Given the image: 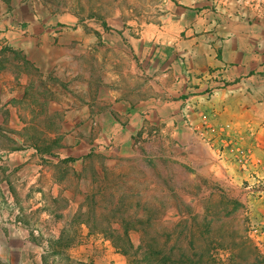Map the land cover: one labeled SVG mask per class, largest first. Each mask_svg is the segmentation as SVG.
Returning <instances> with one entry per match:
<instances>
[{"label": "rangeland", "instance_id": "rangeland-1", "mask_svg": "<svg viewBox=\"0 0 264 264\" xmlns=\"http://www.w3.org/2000/svg\"><path fill=\"white\" fill-rule=\"evenodd\" d=\"M35 1L48 31L3 63L33 80L15 103L0 90V135L21 140L0 143V264L52 250L68 259L50 264H129L108 241L124 223L138 248L145 230L171 235L189 218L208 228L194 239L207 264H264V74L240 85L221 49L191 46L203 33L176 22L183 0ZM209 128L219 136L202 137ZM246 134L254 149L224 156ZM48 206L65 218L59 234L46 232ZM63 233L74 241L61 248Z\"/></svg>", "mask_w": 264, "mask_h": 264}, {"label": "crops", "instance_id": "crops-1", "mask_svg": "<svg viewBox=\"0 0 264 264\" xmlns=\"http://www.w3.org/2000/svg\"><path fill=\"white\" fill-rule=\"evenodd\" d=\"M39 6L35 0H0V90L3 102L15 103L19 99L21 100V97L23 98L26 95V88L33 80V76L29 72L11 69L7 64L3 65V63L10 59V52L25 51L27 45L38 44L40 40L33 37L35 32L40 31L39 33L41 34L42 31H48L49 15L47 11L39 10ZM35 10L36 14H34ZM177 10L181 12L175 19L177 23L181 24L184 22V25L189 23L192 26V28L187 26L190 30L203 33L200 35V41H195L196 39L188 40V43L191 46H208L216 50L221 49V54L218 55L220 57L218 62L221 66L235 70L234 77L239 79L240 85L263 77L264 8L261 11L253 8L250 0H183L178 2ZM30 11L32 14H29ZM188 13L194 15L192 22L186 20ZM36 50L38 49L36 48ZM6 51L10 52L6 53ZM214 60L215 56L212 61ZM26 62L32 65L37 63L35 58L28 56L26 57ZM230 72L233 73L231 70ZM222 73L224 77L232 78L233 76V74L230 76L225 71ZM253 89V93L259 94L261 92L258 88ZM258 106L261 107L257 108H263L262 110H264L262 105L258 104ZM6 110L10 114L14 112L15 115L19 112L20 115V110L18 111L11 106L7 107ZM5 127L8 126L5 118L2 117L0 130L5 131ZM218 134L216 130L214 137L219 136ZM257 134H264V129L260 128L259 133H254L258 145L264 149V137ZM7 136L9 138L0 135V143L8 140L5 142L13 143L14 147L21 145V140L16 137L17 135ZM218 139L220 138H216V140ZM227 141L228 144L224 147V156L232 154L236 157L240 150L244 155H248L254 149V147H251L247 134L239 142H232L230 139ZM6 152H11L9 147L0 146V153L4 154ZM34 155H36L35 152L20 151L16 156H19L20 159H26ZM35 157L41 158L39 155ZM255 157L260 156L255 155ZM261 163L264 165V160L258 161L255 166H259ZM247 167L244 166V169L247 170ZM19 203L20 199L17 201L18 206ZM52 208L48 206L47 211L49 214L47 215L48 212L46 211L39 217L45 218L44 214L49 217L46 225L47 233H49V230H53L59 234V227H61V222L65 218L62 212H54ZM61 235L54 238L58 239ZM2 239H5V237Z\"/></svg>", "mask_w": 264, "mask_h": 264}, {"label": "trees", "instance_id": "trees-1", "mask_svg": "<svg viewBox=\"0 0 264 264\" xmlns=\"http://www.w3.org/2000/svg\"><path fill=\"white\" fill-rule=\"evenodd\" d=\"M128 226V224L124 223L126 232L123 236L112 235L108 237V241L118 249L128 260L129 264H207L212 259L210 249H199L196 247L194 241L196 229L202 226L204 227L203 231H206L208 228L200 225L195 219L189 218L183 221L176 227L178 231H174L171 235L157 234L151 229L149 231L145 230L144 234L140 235L138 248H135L132 243V233L127 229ZM110 229L112 230L113 226ZM72 241H74L73 238L63 233L60 238L56 239L54 244L63 248L64 245L70 244ZM184 244H189L188 250L184 248ZM56 251L45 252L42 257L43 264H50L48 255L51 258L62 255L61 258L66 257L68 259L66 250ZM232 262L234 260L228 258V264Z\"/></svg>", "mask_w": 264, "mask_h": 264}, {"label": "built area", "instance_id": "built-area-1", "mask_svg": "<svg viewBox=\"0 0 264 264\" xmlns=\"http://www.w3.org/2000/svg\"><path fill=\"white\" fill-rule=\"evenodd\" d=\"M251 5L255 9H259L260 11L264 8V0H250ZM216 133V130L214 128H209L206 132H201L202 137H209L210 135H214Z\"/></svg>", "mask_w": 264, "mask_h": 264}]
</instances>
